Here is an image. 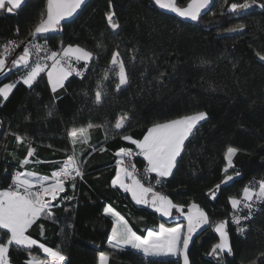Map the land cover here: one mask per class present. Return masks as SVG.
I'll use <instances>...</instances> for the list:
<instances>
[{"label": "trees", "instance_id": "obj_1", "mask_svg": "<svg viewBox=\"0 0 264 264\" xmlns=\"http://www.w3.org/2000/svg\"><path fill=\"white\" fill-rule=\"evenodd\" d=\"M186 1L176 0L180 5ZM45 2L25 0L12 13L0 9V46L8 40L29 38V30L38 22ZM109 2L88 0L72 20L60 25L58 32L38 38L52 48H59L63 42L96 52L97 58L83 76L73 73L64 87L53 93L46 74H41L33 87L19 82L6 100L0 97V188H7L11 173L21 170L20 160L27 151L25 145L17 146L11 133L26 136L32 142L34 157L45 161L28 165L49 174L59 167L51 162L62 161L72 152L67 129L89 122L107 125L111 139L105 141L102 127L94 128L90 138L93 146H103L106 151L97 150L89 156L91 147L84 143L75 145L76 152L86 157L85 174L83 179L77 178L75 189L70 182L66 183V191L52 201L53 205H59L52 208L55 222L41 218L28 230L45 246H59L66 256L65 264H98L112 226L111 216L103 212L107 204L120 212L138 234L151 226L184 220L175 210L173 215H178L177 218L163 217L148 205L137 204L119 185L112 186L115 151L119 147L136 150L135 145L120 137L131 135L140 139L153 123L204 111L207 117L185 141L173 175L156 185L155 174L151 173L149 181L155 185V191L167 195L174 203L187 207L195 202L213 223L227 219L233 254L224 256L225 264H262L264 205H259L247 231L240 235L229 219L232 210L229 197L239 198L250 181L264 179V61L256 55V52L264 54V9L253 5L231 12L228 5L244 0L227 3L214 0L196 22H187L160 11L152 0H111V10L120 25L118 33H114L105 19ZM238 23H244L246 28L226 31ZM98 41L105 46L103 49L96 48ZM22 50V46L16 49L8 58L9 64ZM116 50L125 62L130 84L117 92L118 80L110 74L111 78L104 82L107 94L103 103L95 105L97 81ZM80 66L83 68V63ZM20 73L22 69L4 73L0 86L16 82ZM50 109L52 115L48 116ZM124 113L131 117L130 122L116 132L112 125ZM229 146L238 149L233 157L234 167L228 171L234 179L217 190L215 185L223 179ZM133 160L140 168L146 166L140 155H134ZM236 172L240 175L236 176ZM211 192L216 193L214 199ZM65 195L74 198L62 200ZM198 232L189 245L190 264H219L217 258L207 255L218 240L213 228L204 226ZM3 239L6 241L7 237ZM30 252L39 259L45 258L37 245ZM28 258V251L10 246V262L25 264ZM131 263L182 264V261L146 258L132 252ZM107 264L120 261L109 257Z\"/></svg>", "mask_w": 264, "mask_h": 264}, {"label": "snow or ice", "instance_id": "obj_2", "mask_svg": "<svg viewBox=\"0 0 264 264\" xmlns=\"http://www.w3.org/2000/svg\"><path fill=\"white\" fill-rule=\"evenodd\" d=\"M210 2L211 0H189L186 6L180 7L174 0H155L160 8L169 9L180 17L190 18L193 21L200 18L202 11L208 8ZM225 2L227 3V0ZM22 3L23 0H0V9L6 8L7 12L12 13ZM85 3L86 0H46L45 7L39 14L38 22L29 30V38L19 41L9 40L0 46V73L9 72L11 69H22L23 71L16 82L0 86V97L6 100L16 84L21 81L29 88L33 87L38 78H42V73L47 74V80L53 93H56L57 89H62L64 82L73 73L77 76L84 75V71L91 67V61L97 58L96 52L79 44L65 45L63 42L57 50H52L47 46L46 41L41 44L36 40L41 34L59 29L61 22L72 17ZM253 5L264 9V0H244L243 3H231L228 8L231 12H237ZM105 19L108 27L114 33H118L120 25L116 21L115 12L111 10V0L109 11L105 12ZM245 28L244 23H238L226 31L236 32ZM21 46L22 52L16 58L11 59L9 64L8 58ZM104 47L102 42H97V49ZM256 55L261 61H264V54L256 52ZM81 62H83V69L77 67ZM110 74L118 80L115 84L117 92L130 84L125 62L118 50L112 52L108 67L97 81L93 101L95 105L103 103L107 94L104 91V82L111 78ZM47 115H52L51 109ZM206 117V112L199 111L176 119L153 123L147 128L141 139H134L131 135L120 137L123 141H129L135 145L138 152L134 153L131 147H119L115 151L114 155L117 159L115 176L111 181L112 186L119 185L120 188L131 193L132 199L137 204L148 205L163 217H172L173 210H175L187 223L182 225L176 222L174 227H166L164 223H161L158 229L149 228L146 230V234L140 235L129 226L128 221L119 212L107 205L103 212L113 217L112 230L107 237V242L112 249L123 250L130 247L144 257L173 256L178 261L182 260L183 264H190L189 245L194 234H199L198 230H201L203 226H211L218 234L219 240L212 245L207 255L217 258L219 264H225L224 256L233 254L227 219L213 223L205 210L195 202L188 204L185 212L183 204L174 203L167 195L155 191V185L145 186L141 179L137 178V169L134 164L130 166L125 164V160L130 161L133 155L142 156L146 161L145 175L155 173L156 185H161L164 179L173 175V170L177 166V158L181 156L185 141L194 134L199 122L205 120ZM130 119L131 117L127 113L122 114L112 125V129L116 132L122 131ZM96 127L105 129V141L112 138L107 134V125H95L89 122L86 126L71 127L66 130V135L73 145L72 152L62 161L51 162L59 164V167L53 170L50 176L34 171L15 170L11 173V183L8 187L0 188V230H2L0 231V264H10L9 251L12 245L29 252V258L25 264H65L66 257L59 246L57 248L47 247L27 233L41 218L55 222L56 217L52 208L59 205H53L52 201H55L61 193L66 191V183L70 182L71 187L75 189L77 178L83 179L85 174L83 166L86 163V157L82 158L81 154L76 152L75 145L77 143L87 144L90 139V130ZM11 134L15 137L18 147L23 144L27 148L26 156L20 160L21 168L29 163H41V161L29 159L34 156L36 150L26 136L18 133ZM90 147L91 152L87 153L89 156L97 150L106 151L103 146ZM237 152L238 149L235 147L227 148L225 152L227 164L223 169V179L215 185L217 190L221 185L234 179L233 175H228V171L234 167L233 157ZM235 175L239 176L240 173L236 172ZM5 176L7 177V170H5ZM126 181H130V183ZM210 195L214 199L216 193L211 192ZM73 198L65 195L61 199L71 200ZM229 203L233 209L231 222L236 225L237 233L243 234L247 231V226L242 222L253 217L256 204L264 205V179L258 182L250 181L241 190L239 198L229 197ZM243 209L248 210L247 215L241 214ZM68 210L65 208V211ZM41 234L43 235V225H41ZM4 236L7 237L6 241L3 239ZM36 245L46 254L45 259L31 255L30 250ZM260 258H264V252L260 253ZM108 259L107 254L100 253L99 264H107ZM262 264H264V260H262Z\"/></svg>", "mask_w": 264, "mask_h": 264}, {"label": "crops", "instance_id": "obj_3", "mask_svg": "<svg viewBox=\"0 0 264 264\" xmlns=\"http://www.w3.org/2000/svg\"><path fill=\"white\" fill-rule=\"evenodd\" d=\"M67 45V44H66ZM23 73H21L20 74V76L22 75ZM46 76H47V74H46ZM22 82V81H21ZM8 83H12V82H8ZM5 84H7V83H5ZM50 86V85H49ZM50 88H51V86H50ZM193 114V113H192ZM188 115H190V114H188ZM176 119V118H175ZM93 131H94V128L93 129H91L90 130V133H89V135H90V138H91V135H93ZM141 139V138H140ZM78 144H81V143H77L76 144V146L78 147ZM87 145L90 147V146H93V144H91L90 143V139H89V141H88V143H87ZM33 147V146H32ZM26 153H27V151H26ZM26 153H25V156H26ZM24 156V157H25ZM23 157V158H24ZM143 158V157H142ZM31 161H41V162H44L45 160L44 159H41V158H37V157H30L29 158ZM143 160H144V158H143ZM144 162H145V165H146V161L144 160ZM30 165H37V163H29ZM25 170H27V171H34V172H36V173H38V174H41V175H48V174H43V173H40V172H38V171H35V170H33L32 168H31V166H27V165H25L23 168H21V170H19V171H25ZM155 174V173H154ZM114 176H115V174H114ZM113 176V177H114ZM113 179V178H112ZM126 182H128V183H130V181H126ZM123 191H125L124 189H122ZM129 193V192H128ZM130 194V196H131V193H129ZM132 197V196H131ZM107 205H109V204H107ZM106 205V206H107ZM111 206V205H110ZM116 210V209H115ZM117 211V210H116ZM118 212V211H117ZM120 213V212H119ZM121 214V213H120ZM122 215V214H121ZM111 216V215H110ZM123 216V215H122ZM178 216V215H177ZM177 216H174V217H172V218H177ZM124 217V216H123ZM111 218H112V225H113V217L111 216ZM125 218V217H124ZM126 219V218H125ZM180 224H182V225H186V221L185 220H182V221H178ZM160 225V224H159ZM159 225H156V226H151V227H148L147 229H149V228H153V229H158V226ZM129 226L131 227V225L129 224ZM165 226L166 227H174L175 226V223H173V224H171V225H166L165 224ZM146 229V230H147ZM111 230H112V226H111V228H110V232H111ZM134 230V229H133ZM40 231H41V228H40ZM135 231V230H134ZM110 232H109V234H110ZM28 234V233H27ZM108 234V235H109ZM138 234V233H137ZM144 234H146V231H145V233H143V234H140V235H144ZM31 236V235H30ZM32 237V236H31ZM33 239H35L34 237H32ZM37 240V239H36ZM40 243V242H39ZM38 246V245H37ZM43 252V251H42ZM132 252H136L135 250H133V249H131L130 247H126V248H124L123 250H114V249H112L110 246H109V244H108V242H107V239H106V241H105V243H104V246H103V248H102V251H101V253H105V254H107L108 255V257H113V258H116V259H118L119 261H120V264H132L131 263V254H132ZM45 254V253H44ZM66 257V256H65ZM45 258H46V254H45ZM44 258V259H45ZM146 258H176V257H173V256H151V257H146ZM10 264H13L12 262H10ZM98 264H99V261H98Z\"/></svg>", "mask_w": 264, "mask_h": 264}, {"label": "built area", "instance_id": "obj_4", "mask_svg": "<svg viewBox=\"0 0 264 264\" xmlns=\"http://www.w3.org/2000/svg\"><path fill=\"white\" fill-rule=\"evenodd\" d=\"M8 41H9V40H8ZM6 42H7V41L3 42L2 45H4ZM36 42H37V43H41V44H43V43H45V40H44V39H37ZM47 46H48L49 48H51L52 50H57V49H58V48H52V47H50L48 43H47ZM81 63H83V62H81ZM77 67L83 69V68L80 66V64L77 65ZM74 74H75V73H74ZM133 152H134V153H137L138 150L136 149V150H134ZM136 155H138V154H136ZM133 156H134V155H133ZM64 159H66V157H65ZM64 159H63V160H64ZM125 164H126V165H129V166H130L131 164H134V165H135L134 160H133V157L130 159V161L126 159V160H125ZM135 166H136V165H135ZM57 168H58V167H57ZM144 168H145V167H144ZM144 168H140V167L136 166V169H137V178H138V179H141V182H142L143 184L150 185L151 182L149 181V174L145 175V173H144ZM55 169H56V168H55ZM55 169H53V170H55ZM53 170H51V171L49 172V174H48L49 176L51 175V172H52ZM259 205H260V204L258 203V204H256V205L254 206L253 216H254L255 212L258 210ZM247 212H248L247 209H243L241 214H243V215H247ZM232 213H233V209L230 211V217H229L230 221H231V215H232ZM231 223H232V222H231ZM242 223H243L244 225H246L247 228H248V227H249L250 220H248V221H244V222H242ZM232 224H233V223H232ZM233 226L235 227V231H236V225L233 224ZM236 232H237V231H236ZM238 234H240V233H238ZM244 234H245V233L240 234V235H244Z\"/></svg>", "mask_w": 264, "mask_h": 264}, {"label": "water", "instance_id": "obj_5", "mask_svg": "<svg viewBox=\"0 0 264 264\" xmlns=\"http://www.w3.org/2000/svg\"><path fill=\"white\" fill-rule=\"evenodd\" d=\"M25 0H23V2H24ZM88 0H86V2H87ZM213 1L214 0H211V2H210V4H209V6H208V8L206 9V10H204V11H202V14H201V16L204 14V13H206L208 10H209V8L211 7V5H212V3H213ZM152 2H153V4L160 10V11H162V12H165V13H168V14H171V15H174V16H176L177 18H179L180 20H182V21H187V22H196V21H193V20H191L190 18H184V17H180L178 14H176V13H174V12H172L171 10H169V9H163V8H160L156 3H155V0H152ZM174 2L178 5V6H180V7H184V6H186L187 5V3L189 2V0H187L184 4H182V5H180V4H178L177 2H176V0H174ZM23 4V3H22ZM22 6V5H21ZM20 6V7H21ZM19 7V8H20ZM82 7H83V5H82ZM81 7V8H82ZM18 8V9H19ZM80 8V9H81ZM80 9H78V11L72 16V17H70V18H67L66 20H64V21H62L61 22V24H63V23H65V22H68V21H70V20H72L76 15H77V13L79 12V10ZM200 16V17H201ZM199 19V18H198ZM58 30L59 29H57V30H55V31H52V32H49V33H45V34H52V33H56V32H58ZM41 35H44V34H41ZM40 35V36H41ZM4 73H0V76H2ZM184 211L186 212L187 211V207H184ZM204 227V226H203ZM214 231V230H213ZM229 232V231H228ZM215 233V232H214ZM215 235H216V237H217V239L219 240V236H218V234L217 233H215ZM229 238H230V234H229ZM218 240H217V242H218ZM231 242V241H230Z\"/></svg>", "mask_w": 264, "mask_h": 264}, {"label": "rangeland", "instance_id": "obj_6", "mask_svg": "<svg viewBox=\"0 0 264 264\" xmlns=\"http://www.w3.org/2000/svg\"><path fill=\"white\" fill-rule=\"evenodd\" d=\"M21 74V73H20ZM42 74H46V73H42ZM20 77V75L18 76V78ZM18 80V79H17ZM182 87H183V85H182ZM174 216V215H173ZM182 261V260H181ZM182 264H183V262H182Z\"/></svg>", "mask_w": 264, "mask_h": 264}]
</instances>
